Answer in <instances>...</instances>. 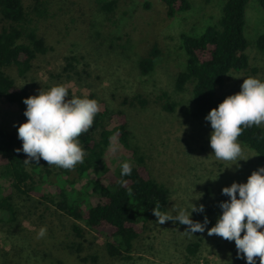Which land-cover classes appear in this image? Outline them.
<instances>
[{
  "label": "rangeland",
  "instance_id": "obj_1",
  "mask_svg": "<svg viewBox=\"0 0 264 264\" xmlns=\"http://www.w3.org/2000/svg\"><path fill=\"white\" fill-rule=\"evenodd\" d=\"M189 1L190 10L172 19L167 18L166 6L160 0H119L113 12L102 10L97 0L56 3L50 18L38 22L39 33L47 39L51 51L39 56L24 78L15 70L9 73L17 85L27 86L31 95L63 84L69 96L92 98L94 95L99 110L108 107L123 111L131 131L132 146L144 157L152 178L169 191V202L162 214L175 216L181 208L190 211L191 203L202 204L204 212H193L191 219L203 221L206 215L205 231L191 234L185 231L186 225L175 219L159 224L155 218L136 241L131 258L122 260L108 256L104 234L98 235L77 221L76 224L84 228L81 256L97 257L95 262L83 261L76 253L65 249L70 241L77 240L72 233L75 221L42 205L28 209L29 218L14 230L0 226V264H239L234 241L208 235L207 228L215 224L221 213L217 202L221 188L230 186L233 181H246L259 163L258 155L240 143L242 157L248 159L237 161L239 168L234 161L216 159L208 142L209 122L192 116V86L187 85L182 92L175 90V77L186 62L181 35L197 36L206 27L216 24L225 2ZM24 3L30 6L34 0H24ZM263 31V10L258 0H250L245 34L251 43L248 49L251 67L245 73H231L223 93L238 92L245 77H262L264 53L258 50L255 41ZM156 43L161 53L153 70L142 75L139 70L142 51H148ZM70 56L78 61L68 69ZM160 91L167 92L175 102L173 113L156 106V95ZM136 94L146 98L147 105L136 101L133 106L122 105L120 96ZM25 120L17 104L0 98L1 127L17 134L16 128ZM110 124L114 126L115 121ZM261 126L264 128V124ZM123 161L120 157L115 163ZM51 167L54 171L59 169L55 165ZM35 177L39 180L38 175ZM84 182L85 179L78 180L77 188ZM38 192H51L54 198L58 195L56 186L51 184L39 185ZM41 226H46V235L37 238ZM198 239H201V248L196 256H191L186 247Z\"/></svg>",
  "mask_w": 264,
  "mask_h": 264
},
{
  "label": "trees",
  "instance_id": "obj_2",
  "mask_svg": "<svg viewBox=\"0 0 264 264\" xmlns=\"http://www.w3.org/2000/svg\"><path fill=\"white\" fill-rule=\"evenodd\" d=\"M70 1L75 0H34L33 4L26 6L24 0H0V98L17 104L22 114L26 107L23 98L31 93L27 86L17 85L9 70H15L24 78L32 70L34 61L51 51L47 39L39 33L38 22L50 18L54 4ZM118 1L97 0V3L102 10L113 12ZM160 1L166 6L169 19L191 8L189 0ZM249 1L225 0L216 24L206 27L197 36L181 35L186 62L175 77L174 87L182 92L187 85L192 86V116L197 119L204 118L210 109L230 95L223 93V90L231 73H245L251 67L248 55L251 43L245 34ZM258 2L264 15V0ZM255 45L264 53V31L257 37ZM160 48L156 43L148 51H142L139 60L142 75L153 70L155 60L161 53ZM76 61L75 56L67 58L68 69ZM256 70L253 68V71ZM262 71L259 79L264 80V66ZM141 97L140 94L132 97L122 95L119 99L123 106H133L135 101L147 105L146 98ZM155 103L170 114L176 107L165 91L156 95ZM111 121H115L114 126H111ZM78 139L85 151L83 162L72 169L59 168L54 171L42 159L24 163L26 154L17 151L21 147L18 146L20 140L17 134L0 126V226H9L14 230L29 218L28 209L42 205L52 207L75 221L72 233L77 240L70 241L65 249L76 253L80 259L97 261L96 256H81L85 242L84 228L76 224L77 221L98 235L104 234L105 251L109 257L130 259L136 241L156 218L152 207L159 205L161 213L165 212L169 191L152 178L144 157L137 147L132 146L131 131L123 111L108 107L99 110L90 129ZM237 139L257 153L259 163L255 169L264 166V128L261 125L246 127ZM120 157L131 163L130 175L121 177L120 164L115 163ZM35 175L39 176V180ZM83 179L86 182L77 188L78 180ZM4 182L7 183L5 187ZM41 184L56 186L58 195L54 198L51 192L39 193ZM94 199L97 203H93ZM226 199L227 196L220 192L218 206L220 201ZM200 248L201 239H198L189 243L186 251L196 256ZM235 256L239 264H246L242 256ZM258 261L257 258V264Z\"/></svg>",
  "mask_w": 264,
  "mask_h": 264
},
{
  "label": "clouds",
  "instance_id": "obj_3",
  "mask_svg": "<svg viewBox=\"0 0 264 264\" xmlns=\"http://www.w3.org/2000/svg\"><path fill=\"white\" fill-rule=\"evenodd\" d=\"M23 103L26 120L18 125L16 132L21 140L17 151L26 154L24 163L42 159L48 165L63 169H72L82 163L85 151L78 137L92 126L99 111L97 100L69 96L66 86L57 84L23 98ZM204 119L211 128L208 142L212 154L218 160L234 161L239 168L237 161L248 158L242 157L237 138L244 128L264 124V80L254 76L243 78L239 91L227 95ZM131 172V163L123 161L121 177ZM221 193L227 199L219 202L221 213L215 224L207 228L208 235L234 241L237 257L242 256L246 264H257V258L259 264H264V166L253 170L245 182L233 181L230 186L222 187ZM151 211L157 223L175 219L186 225L185 231L191 234L205 231L208 224L206 215L203 221L191 219L193 212H204L202 204L191 203L190 211L181 208L175 216L162 214L159 205L153 206ZM46 231V226H41L37 238L44 237Z\"/></svg>",
  "mask_w": 264,
  "mask_h": 264
}]
</instances>
